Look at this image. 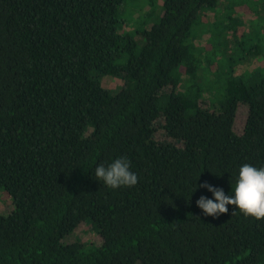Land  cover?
Instances as JSON below:
<instances>
[{
  "label": "trees",
  "instance_id": "obj_1",
  "mask_svg": "<svg viewBox=\"0 0 264 264\" xmlns=\"http://www.w3.org/2000/svg\"><path fill=\"white\" fill-rule=\"evenodd\" d=\"M127 1L0 0V190L14 205L0 213V264H264V218L196 205L212 195L203 183L227 194L242 164L264 166V77L234 70L242 53L264 61L236 14L264 30V0H226L222 18L223 0H161L158 21L131 30ZM206 33L217 48L195 43ZM207 91L218 109L202 107ZM120 156L138 182L111 189L95 167ZM82 223L100 245L63 241Z\"/></svg>",
  "mask_w": 264,
  "mask_h": 264
},
{
  "label": "rangeland",
  "instance_id": "obj_2",
  "mask_svg": "<svg viewBox=\"0 0 264 264\" xmlns=\"http://www.w3.org/2000/svg\"><path fill=\"white\" fill-rule=\"evenodd\" d=\"M251 4V7L254 9L256 7V3H253L252 1H249ZM226 4V0L222 1V5L219 8V18H222L224 14L226 13V7L223 4ZM228 3V2H227ZM161 0H128L120 9V17L125 20V24H123L124 28L126 30L134 29L136 26H146V28H150L153 23L158 21L160 15H161ZM247 7L239 6L237 15L240 17L241 20V27L244 29L246 33L247 43L248 45H252V43H257L261 47H264V30H263V24L259 19V14L253 13L250 9H246ZM150 13V16L147 18V14ZM261 16H264L263 13H261ZM217 19V16L213 14V12H208L207 15L204 18V21L207 23H213ZM255 21V22H254ZM121 25V27H123ZM201 37H196L195 43L205 45L207 49L212 50L217 48V46H214L211 41V34H200ZM229 36V42L232 39L230 35ZM140 36H138V39ZM213 45V47H212ZM232 51V47H230L226 52V54L230 53ZM233 52V51H232ZM239 58L240 56L237 55ZM241 58H243L240 61L235 62L234 70L236 74H246L253 72L255 70L258 71L259 76L264 77V64L263 60L259 58L258 56H252L249 54H243L241 55ZM263 61V62H262ZM227 70V68H226ZM225 70V71H226ZM203 81L202 83L210 84L213 82V78L211 75H203ZM182 80H185V77H183ZM184 83V82H183ZM182 83V84H183ZM181 84V85H182ZM104 87L112 89L113 91H119L124 86V81L120 78H111L106 77L103 82ZM182 87V86H181ZM214 88L216 86H213ZM211 87V90L212 88ZM215 90V89H214ZM213 90V91H214ZM167 91H171V88H167ZM212 91V92H213ZM211 91H207L206 95L203 96V100L201 101V105L203 108H211V109H218V107H214V104L217 105V99L212 96ZM248 115V108L245 105H240L237 112V117L235 121V131L238 134H242L244 125L247 119ZM162 120H160V123ZM156 140L161 141H171V139L167 138L164 131L162 129H158L156 133ZM14 208L12 198L4 191L0 190V213L3 215L9 214L12 209ZM76 238L83 241L85 244L88 245H100L102 243L101 236L94 230V228L89 223H82L73 234L68 235L64 238V242H72Z\"/></svg>",
  "mask_w": 264,
  "mask_h": 264
},
{
  "label": "clouds",
  "instance_id": "obj_3",
  "mask_svg": "<svg viewBox=\"0 0 264 264\" xmlns=\"http://www.w3.org/2000/svg\"><path fill=\"white\" fill-rule=\"evenodd\" d=\"M95 176L98 181L111 189L132 187L138 182V175L132 171L129 160L120 156L107 165L100 163L95 167ZM212 195H201L196 200V205L205 216L219 217L229 211L228 205H235L245 216L256 219L264 218V166L257 167L244 163L239 167L235 184L229 193L222 187L210 183H203Z\"/></svg>",
  "mask_w": 264,
  "mask_h": 264
}]
</instances>
